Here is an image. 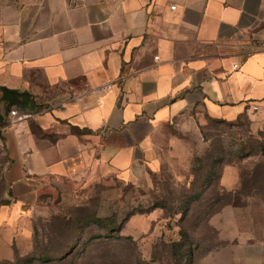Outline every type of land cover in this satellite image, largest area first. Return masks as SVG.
Returning a JSON list of instances; mask_svg holds the SVG:
<instances>
[{"label": "crops", "instance_id": "0c3cea01", "mask_svg": "<svg viewBox=\"0 0 264 264\" xmlns=\"http://www.w3.org/2000/svg\"><path fill=\"white\" fill-rule=\"evenodd\" d=\"M263 43L264 0H0V227L47 193L139 181L170 125L264 118Z\"/></svg>", "mask_w": 264, "mask_h": 264}, {"label": "rangeland", "instance_id": "374dc122", "mask_svg": "<svg viewBox=\"0 0 264 264\" xmlns=\"http://www.w3.org/2000/svg\"><path fill=\"white\" fill-rule=\"evenodd\" d=\"M159 145V165L137 182L111 174L20 209L0 227V264H189L175 250L183 231L191 264H264V118L173 124ZM6 166L0 133V207Z\"/></svg>", "mask_w": 264, "mask_h": 264}, {"label": "trees", "instance_id": "16d2710c", "mask_svg": "<svg viewBox=\"0 0 264 264\" xmlns=\"http://www.w3.org/2000/svg\"><path fill=\"white\" fill-rule=\"evenodd\" d=\"M14 93V97L11 98V102L9 103V106L17 105L23 109H30L32 111L39 110L42 108V105H39L37 101L34 99L33 95L27 92H16L11 90H4L5 98L8 97V94L11 95ZM215 120V119H212ZM78 131V129H77ZM192 197H196V194ZM3 204V203H2ZM186 213H183V216H185ZM182 239L176 243L179 249H175L177 252L180 253L179 257H182L184 260L186 259L189 264H191L193 259V244L189 239V233L188 232H182ZM101 237V235H98L96 237H93L94 239ZM119 238H122V235H118ZM188 240V243L186 242Z\"/></svg>", "mask_w": 264, "mask_h": 264}, {"label": "built area", "instance_id": "2783aa9c", "mask_svg": "<svg viewBox=\"0 0 264 264\" xmlns=\"http://www.w3.org/2000/svg\"><path fill=\"white\" fill-rule=\"evenodd\" d=\"M171 8H172V9H175L176 6L174 5V6H172ZM263 47H264V43H263ZM233 67H234L235 69L238 68V64L235 63V64L233 65ZM10 114H11V116L16 117L17 119H24V118L27 117V114H21V115H18L17 111H15V110H12V111L10 112Z\"/></svg>", "mask_w": 264, "mask_h": 264}]
</instances>
